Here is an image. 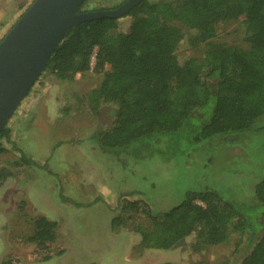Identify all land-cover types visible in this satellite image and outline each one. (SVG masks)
Returning a JSON list of instances; mask_svg holds the SVG:
<instances>
[{
    "label": "rangeland",
    "instance_id": "1",
    "mask_svg": "<svg viewBox=\"0 0 264 264\" xmlns=\"http://www.w3.org/2000/svg\"><path fill=\"white\" fill-rule=\"evenodd\" d=\"M33 1L0 0V41ZM125 1L87 0L82 11L111 10ZM243 20L220 25L213 41L247 50ZM130 22L119 19L120 32L127 33ZM177 27L178 63L200 62L203 45L191 43L197 32ZM102 75L94 58L90 70L71 81L45 71L7 122L11 142L3 141L0 156V264H239L250 250L248 235L232 234L201 251L192 249L193 238L159 251L141 250L134 230L149 226L148 212L169 210L188 191L255 205L253 188L264 179V130L199 145L156 141L129 155L104 152L91 135L110 129L114 106L102 105L94 114L88 103ZM22 155L34 164L17 166ZM253 209L254 217L264 212ZM39 218L57 226L56 241L44 249L28 241Z\"/></svg>",
    "mask_w": 264,
    "mask_h": 264
},
{
    "label": "trees",
    "instance_id": "2",
    "mask_svg": "<svg viewBox=\"0 0 264 264\" xmlns=\"http://www.w3.org/2000/svg\"><path fill=\"white\" fill-rule=\"evenodd\" d=\"M86 2L78 13L90 12L82 11ZM125 17L131 20L127 33L120 32L116 19L73 27L43 70L71 81L88 72L94 58L103 75L88 96L90 110L96 114L102 105L114 106L110 129L91 135L101 150L129 155L132 148L156 141L199 145L264 130V0H143ZM242 17L247 50L213 41L220 25ZM177 25L197 32L191 43L203 45L200 62L178 63L182 33ZM3 141L11 142L7 126L0 130V156ZM33 164L22 155L17 166ZM253 198L255 205H237L213 191H188L169 210L148 212L149 226L134 230L138 247L169 251L193 238L192 249L201 251L224 244L232 234L248 235L250 250L239 264H264V212L252 215L254 207L264 209V179L254 186ZM56 227L39 218L28 241L44 249L56 241Z\"/></svg>",
    "mask_w": 264,
    "mask_h": 264
},
{
    "label": "water",
    "instance_id": "3",
    "mask_svg": "<svg viewBox=\"0 0 264 264\" xmlns=\"http://www.w3.org/2000/svg\"><path fill=\"white\" fill-rule=\"evenodd\" d=\"M86 0H34L0 41V130L27 96L57 45L73 27L119 20L143 0L111 10L78 13Z\"/></svg>",
    "mask_w": 264,
    "mask_h": 264
}]
</instances>
